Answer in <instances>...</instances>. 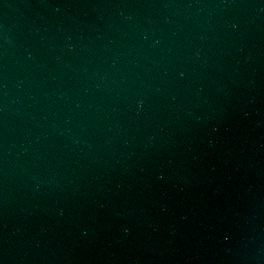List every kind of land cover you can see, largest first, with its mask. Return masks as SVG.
Here are the masks:
<instances>
[{"label": "water", "instance_id": "water-1", "mask_svg": "<svg viewBox=\"0 0 264 264\" xmlns=\"http://www.w3.org/2000/svg\"><path fill=\"white\" fill-rule=\"evenodd\" d=\"M0 264H264V0H0Z\"/></svg>", "mask_w": 264, "mask_h": 264}]
</instances>
